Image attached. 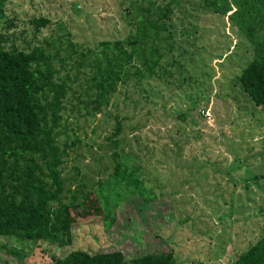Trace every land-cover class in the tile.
<instances>
[{"label": "rangeland", "instance_id": "obj_1", "mask_svg": "<svg viewBox=\"0 0 264 264\" xmlns=\"http://www.w3.org/2000/svg\"><path fill=\"white\" fill-rule=\"evenodd\" d=\"M123 1L4 2L1 45L26 52L42 47L70 86L58 141L62 147L75 141L61 166L71 192L63 202L74 195L75 204L68 230L59 227L53 240L0 236V264H48L77 249L120 250L130 259L148 248H171L174 264H230L264 229V104L254 105L239 79L253 44L228 15L189 5L186 13L176 10L169 20L175 37L189 28L187 44L182 37L187 60L179 61L187 79H177L183 74L176 65L167 79L127 77L97 111L87 80L92 68L89 61L80 65L79 55L91 58L102 41L126 37ZM40 17L48 19L43 26L33 22ZM256 38L264 42V26ZM203 107L208 116L202 118L196 113ZM118 120L122 132L113 145L107 136ZM135 195L156 199L141 210ZM58 210H50L49 224ZM168 213L172 219L159 217ZM161 227L167 245L157 235Z\"/></svg>", "mask_w": 264, "mask_h": 264}, {"label": "trees", "instance_id": "obj_2", "mask_svg": "<svg viewBox=\"0 0 264 264\" xmlns=\"http://www.w3.org/2000/svg\"><path fill=\"white\" fill-rule=\"evenodd\" d=\"M4 2L0 0V19L4 17ZM124 20L127 35L124 39L102 41L100 51L87 58L79 55L80 65L90 62L92 68L87 80L95 90L90 100L94 110L108 104L119 82L127 77L137 80L157 75L173 77L169 71L176 65L180 75L186 66L180 60L187 56L189 28L180 31L181 39L173 34L169 20L176 10L190 7L210 8L219 17L228 15L237 29L253 44V58L239 73L244 92L256 106L264 104V42L256 38L264 26V0H124ZM232 4L235 9H232ZM43 26L46 18L33 19ZM187 23L195 22L187 14ZM179 49L177 53L176 50ZM172 57L165 59L166 53ZM67 57V56H66ZM63 62V60L61 61ZM129 68H133L131 72ZM131 75V76H130ZM187 79L183 74L182 78ZM70 86L58 76L52 67V59L40 46L30 51L12 47L6 49L0 42V236H17L22 239H55L57 229L68 230L72 222L68 209L75 204V196L63 202L65 188L62 176L64 151L75 144L71 141L59 144V128L62 126L64 99ZM87 109V108H86ZM204 107L196 113L203 118ZM122 132L118 120L113 132L107 136L113 145H119L117 137ZM118 156L117 151L113 152ZM117 162L115 173L121 170ZM132 181V180H131ZM130 181V182H131ZM135 183V182H134ZM135 187L137 183L134 184ZM71 193V192H70ZM144 195H135L141 210L150 201ZM87 204L93 201L82 194ZM130 198V197H129ZM128 198V199H129ZM127 199L121 198L120 201ZM56 207L60 214L50 221V210ZM86 207V205H85ZM144 213V211H143ZM172 213L159 217L173 218ZM150 215V214H149ZM112 217V215H110ZM113 218V217H112ZM111 219H108L109 224ZM150 218V217H148ZM151 219V218H150ZM52 221V220H51ZM163 227H161L162 229ZM160 241L169 242L160 235ZM168 242V243H167ZM14 253V252H13ZM17 255V253H14ZM174 253L169 250L148 248L142 254L126 259L122 251L88 252L72 250L62 258H53L48 264H174ZM230 264H264V229L259 238L237 254Z\"/></svg>", "mask_w": 264, "mask_h": 264}, {"label": "built area", "instance_id": "obj_3", "mask_svg": "<svg viewBox=\"0 0 264 264\" xmlns=\"http://www.w3.org/2000/svg\"><path fill=\"white\" fill-rule=\"evenodd\" d=\"M204 115L205 116H208V112L205 110V112H204ZM207 118H209V117H207Z\"/></svg>", "mask_w": 264, "mask_h": 264}]
</instances>
